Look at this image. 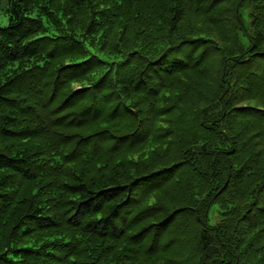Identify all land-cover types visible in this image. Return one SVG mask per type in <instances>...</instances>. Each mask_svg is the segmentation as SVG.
<instances>
[{
    "label": "trees",
    "instance_id": "1",
    "mask_svg": "<svg viewBox=\"0 0 264 264\" xmlns=\"http://www.w3.org/2000/svg\"><path fill=\"white\" fill-rule=\"evenodd\" d=\"M0 264H264V0H0Z\"/></svg>",
    "mask_w": 264,
    "mask_h": 264
},
{
    "label": "rangeland",
    "instance_id": "2",
    "mask_svg": "<svg viewBox=\"0 0 264 264\" xmlns=\"http://www.w3.org/2000/svg\"><path fill=\"white\" fill-rule=\"evenodd\" d=\"M243 12H244V14H245V8H243ZM1 16L4 18L5 23H6V21H7V16H5L4 14H2ZM245 16H246V15H245ZM215 209H216V207H213V208H212V211H211L210 223H212V224L217 223V222L219 221V218H220L219 214L217 213V211H215Z\"/></svg>",
    "mask_w": 264,
    "mask_h": 264
}]
</instances>
